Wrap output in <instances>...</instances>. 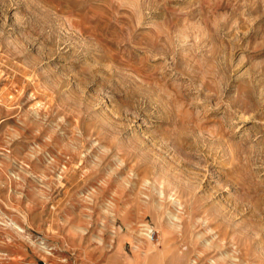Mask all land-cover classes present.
I'll list each match as a JSON object with an SVG mask.
<instances>
[{"label":"rangeland","instance_id":"obj_1","mask_svg":"<svg viewBox=\"0 0 264 264\" xmlns=\"http://www.w3.org/2000/svg\"><path fill=\"white\" fill-rule=\"evenodd\" d=\"M0 264H264V0H0Z\"/></svg>","mask_w":264,"mask_h":264}]
</instances>
